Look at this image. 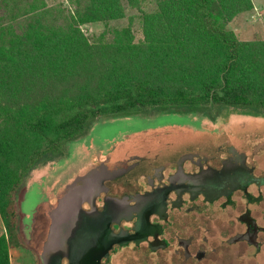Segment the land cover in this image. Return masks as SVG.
<instances>
[{"label": "trees", "instance_id": "1", "mask_svg": "<svg viewBox=\"0 0 264 264\" xmlns=\"http://www.w3.org/2000/svg\"><path fill=\"white\" fill-rule=\"evenodd\" d=\"M140 1L0 0V264L23 246L18 200L30 174L64 159L100 119L264 116V39L241 41L228 28L253 0H156L140 42L131 28L95 41L83 32Z\"/></svg>", "mask_w": 264, "mask_h": 264}, {"label": "flooded vegetation", "instance_id": "2", "mask_svg": "<svg viewBox=\"0 0 264 264\" xmlns=\"http://www.w3.org/2000/svg\"><path fill=\"white\" fill-rule=\"evenodd\" d=\"M93 135L101 143L91 169H75L56 200L76 179L80 186L88 172L100 174L95 204L119 238L103 264L125 250L153 264H264V142L224 137L197 148L117 155L104 153V132Z\"/></svg>", "mask_w": 264, "mask_h": 264}, {"label": "rangeland", "instance_id": "3", "mask_svg": "<svg viewBox=\"0 0 264 264\" xmlns=\"http://www.w3.org/2000/svg\"><path fill=\"white\" fill-rule=\"evenodd\" d=\"M46 3L49 6H70L68 0H46ZM253 3L254 9L251 12L239 15L228 26L241 41L264 39V0H253ZM155 6L156 0H141V9L125 3L124 19L108 24H88L82 27L83 32L91 41H95L104 31L131 28L136 42H140L143 37L142 15L153 11ZM127 131L129 132L118 137V134ZM101 132L109 137L108 141H104V153L109 154L115 150L117 155H123L127 151L135 153L152 149L197 148L199 145L203 146V143L216 142L224 137H251L252 141L260 143L264 142V116L233 109L225 110L223 116L215 121L202 114H157L100 119L86 137L69 145V152L64 159L41 166L30 174L18 200L23 246L13 249L10 264H43L39 248L48 231V215L57 192L63 193L65 183L74 179L75 169L79 171L81 168L84 172L91 169V157L97 153L100 142L93 134L98 136ZM112 138L114 141H110ZM122 173L123 171H114L113 176L119 177ZM120 255L122 256L114 264H153L147 258L140 259L133 251L125 250ZM168 261L159 264H168Z\"/></svg>", "mask_w": 264, "mask_h": 264}, {"label": "water", "instance_id": "4", "mask_svg": "<svg viewBox=\"0 0 264 264\" xmlns=\"http://www.w3.org/2000/svg\"><path fill=\"white\" fill-rule=\"evenodd\" d=\"M93 171L83 177L80 186H69L50 213V225L41 251L43 264H103L119 238L110 227L104 209L95 204L103 185L100 174ZM98 177V180H97ZM101 181V182H100ZM91 204V210L83 208Z\"/></svg>", "mask_w": 264, "mask_h": 264}, {"label": "crops", "instance_id": "5", "mask_svg": "<svg viewBox=\"0 0 264 264\" xmlns=\"http://www.w3.org/2000/svg\"><path fill=\"white\" fill-rule=\"evenodd\" d=\"M233 22V21H232ZM229 26V25H228ZM93 171H95V170H93ZM93 171H90V172H93ZM88 174V173H87ZM86 174V175H87ZM85 175V176H86ZM78 179H76L71 185H73L76 181H77ZM70 184H69V186H71ZM68 186V187H69ZM68 187H67V189H68ZM67 189H66V191H67ZM64 195H62L58 200H55L54 202H53V205L51 206L52 208V210L53 209H55L56 208V201H57V203L59 202V200L63 197ZM57 195H56V199H57ZM84 208V207H83ZM51 210V211H52ZM51 211L49 212V215H48V221H49V223H48V228H49V225H50V213H51ZM0 237L3 235V234H5L6 233V230H5V227H4V224H3V221H2V219H1V216H0ZM4 230H5V233H4ZM47 233H48V231H47ZM47 233H46V236H47ZM46 236H45V239H43L42 240V245H41V251H42V247H43V243H44V241L46 240ZM13 249L14 248H11L10 249V255H12L13 254ZM11 257V256H10Z\"/></svg>", "mask_w": 264, "mask_h": 264}]
</instances>
